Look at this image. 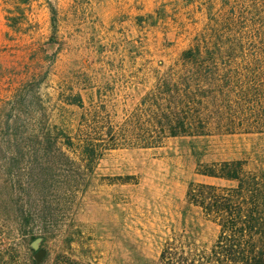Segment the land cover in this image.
Listing matches in <instances>:
<instances>
[{"label": "rangeland", "instance_id": "obj_1", "mask_svg": "<svg viewBox=\"0 0 264 264\" xmlns=\"http://www.w3.org/2000/svg\"><path fill=\"white\" fill-rule=\"evenodd\" d=\"M212 21L239 49L264 46V0H0V126L27 138L0 143V249L23 259L15 264L207 260L220 227L189 204V184L229 185L198 173L213 161L264 168V135L168 136L151 147L127 135L161 129L160 83ZM77 94L83 106L69 102ZM65 134L92 137L95 160ZM20 210L32 213L21 225Z\"/></svg>", "mask_w": 264, "mask_h": 264}, {"label": "trees", "instance_id": "obj_2", "mask_svg": "<svg viewBox=\"0 0 264 264\" xmlns=\"http://www.w3.org/2000/svg\"><path fill=\"white\" fill-rule=\"evenodd\" d=\"M51 10L56 29V10ZM16 18L7 17L11 27L16 26ZM220 27L212 21L194 44L182 51L179 66L171 68L161 81L157 113L161 129L154 135L130 133L127 145L151 147L168 136L199 137L211 132L264 135V46L252 51L239 49L241 41L223 35ZM69 102L83 106L80 94ZM2 123L0 143L7 142L14 149L26 142L16 126L6 138L8 121ZM63 136L67 146L77 143L83 157L95 160L92 137L79 134L75 142L74 136ZM198 173L230 184L190 182L189 204L200 208L220 232L205 262L191 259L186 264H264V168L249 169L244 160L232 159L199 164ZM31 215L20 210L16 218L21 225L29 222ZM28 234L31 241L39 237L34 231ZM4 240L3 235L1 244ZM22 260L16 262L14 255L0 249V264ZM28 260L36 264L33 256ZM178 264H184L182 259Z\"/></svg>", "mask_w": 264, "mask_h": 264}, {"label": "water", "instance_id": "obj_3", "mask_svg": "<svg viewBox=\"0 0 264 264\" xmlns=\"http://www.w3.org/2000/svg\"><path fill=\"white\" fill-rule=\"evenodd\" d=\"M40 238V237H39ZM39 238H37L36 240H38ZM45 249L41 248L38 250V252L35 254V258L37 260V262L41 261V259L43 258V256L45 255Z\"/></svg>", "mask_w": 264, "mask_h": 264}]
</instances>
